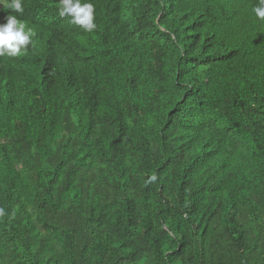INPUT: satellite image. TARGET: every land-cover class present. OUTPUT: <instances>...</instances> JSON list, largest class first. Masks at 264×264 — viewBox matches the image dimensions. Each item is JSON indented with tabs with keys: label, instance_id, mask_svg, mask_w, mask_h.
<instances>
[{
	"label": "trees",
	"instance_id": "1",
	"mask_svg": "<svg viewBox=\"0 0 264 264\" xmlns=\"http://www.w3.org/2000/svg\"><path fill=\"white\" fill-rule=\"evenodd\" d=\"M82 2L92 32L59 0L13 13L0 264H264V4Z\"/></svg>",
	"mask_w": 264,
	"mask_h": 264
},
{
	"label": "clouds",
	"instance_id": "2",
	"mask_svg": "<svg viewBox=\"0 0 264 264\" xmlns=\"http://www.w3.org/2000/svg\"><path fill=\"white\" fill-rule=\"evenodd\" d=\"M61 17H70L71 23L80 26L85 32H92L96 29L95 9L91 2L82 0H59ZM264 4V0H260ZM5 11L11 10L6 16V22L0 23V57L5 55L15 57L22 54L32 42L31 30H26L25 25L17 15L24 11L23 0H0ZM256 15L264 19V7L255 9ZM155 180V176L151 178ZM4 215V209L0 208V216Z\"/></svg>",
	"mask_w": 264,
	"mask_h": 264
}]
</instances>
